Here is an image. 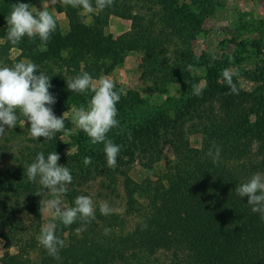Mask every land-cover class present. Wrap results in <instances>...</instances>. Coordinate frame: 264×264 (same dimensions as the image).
<instances>
[{"label":"trees","instance_id":"obj_1","mask_svg":"<svg viewBox=\"0 0 264 264\" xmlns=\"http://www.w3.org/2000/svg\"><path fill=\"white\" fill-rule=\"evenodd\" d=\"M37 1L20 0L30 8ZM17 2L0 0V64L30 61L37 65V74L43 71L50 76L49 91L56 97L50 107L57 117L71 100L87 104L92 96L68 90L67 79L85 71L98 79L132 50L142 52L141 77L151 81L155 90L164 91L166 84L181 81L187 92L172 112L158 109L139 119L128 113L117 118L118 127L107 133L121 146L115 168L107 166L104 145L92 144L86 133H77L75 148L67 152L63 132L51 140L34 139L29 122L20 116L17 125L0 137V237L6 249L0 264H264V220L252 212L247 196L235 192L253 174L264 175V116L255 114L259 108L264 111V98L241 89L236 81L239 94L227 95L225 82L216 81L220 70L215 66L207 67L208 84L202 95L193 94L198 80L188 70L196 61L190 39L201 22L188 4L114 0L112 7L101 11L92 0V21L86 23L88 10L61 3L56 10L67 18L65 31L56 21L46 45L38 36H25L13 45L7 39L6 18ZM111 16L129 20V32L105 37L103 28ZM15 48L19 52L12 58ZM115 85L117 91H124ZM146 102L126 91L116 105L118 115ZM193 133L201 136L199 147L190 144ZM213 142L220 148L216 163L207 155ZM167 147L172 156L158 169L155 166ZM54 151L60 156L58 163L73 176L67 193L59 196L70 207L94 186L97 197L107 203L124 200L122 212L112 209L110 215H102L97 206L90 223L77 220L59 226L56 235L64 240L59 259L37 240L40 203L42 209L54 197L39 178L29 182L24 167L34 162L37 153L47 156ZM85 156L92 158L87 166ZM135 165L148 173L141 181L129 174ZM130 219L132 227L127 229ZM105 228L110 234H104ZM13 246L17 250L10 253Z\"/></svg>","mask_w":264,"mask_h":264},{"label":"clouds","instance_id":"obj_2","mask_svg":"<svg viewBox=\"0 0 264 264\" xmlns=\"http://www.w3.org/2000/svg\"><path fill=\"white\" fill-rule=\"evenodd\" d=\"M64 5L73 8L93 10L92 0H61ZM114 0H95V8L103 11L110 8ZM8 41L16 45L27 36L34 39L37 36L43 44H47L51 34L56 30V20L46 9L33 12L28 3L18 0L11 5V11L6 18ZM35 63L19 61L12 66L0 64V137L6 130L13 129L23 116L30 124V135L34 139L43 137L46 140L54 138L56 133L64 132L66 116L57 117L51 105L56 103V97L50 93L52 87L50 76L39 71ZM191 71V66H188ZM236 74L229 69L222 71V77L228 86L227 95L239 94V89L233 80ZM67 89L76 93L91 92L92 96L87 107L81 105L73 109L71 122L87 134L92 144H103L107 166L115 168L117 156L121 146L107 138V133L119 125L117 103L121 99L123 89L116 90L115 83L104 77L95 79L88 72H82L66 80ZM194 95H202V89L196 88ZM49 105V106H46ZM131 138V137H129ZM207 155L216 163L219 159L220 148L213 142ZM59 154L54 151L47 156L43 152L37 153L34 162L24 166L29 182H37L48 189L54 198L44 202L43 207L54 211L55 219L64 226H70L77 220L90 223L95 219L93 201L89 196L80 195L75 198L74 207H61L59 196L66 194L68 185L73 181L71 170L59 164ZM85 166L92 163L90 156L83 158ZM236 195L248 197L247 203L251 205L253 213H258L264 220V175L253 174L246 182L235 188ZM39 195L38 193H36ZM40 203V211H41ZM102 215H110L112 209L107 202L99 206ZM110 229L105 228L104 234H110ZM38 243L47 253L59 259V251L64 247V240L56 235L55 223L41 229L37 237Z\"/></svg>","mask_w":264,"mask_h":264},{"label":"rangeland","instance_id":"obj_3","mask_svg":"<svg viewBox=\"0 0 264 264\" xmlns=\"http://www.w3.org/2000/svg\"><path fill=\"white\" fill-rule=\"evenodd\" d=\"M186 2L190 10L200 20V30L193 29V38L190 39L191 49L196 56V61L191 66L190 74L192 79H197L193 86L203 89L207 87V67L215 66L219 69V76L216 81L222 83V71L229 69L236 75L233 80L239 87L246 91H256L264 98V0H173V4L179 6ZM61 0H39L30 8L33 12L46 8L56 19L59 27L63 31L68 28L67 18L63 13L56 10V5H61ZM90 12H85V22L90 23L92 17ZM143 12V11H142ZM130 30V21L116 16H111L108 24L103 28L104 35L116 38ZM19 52L18 49L11 50L13 58ZM142 52L138 50L127 51L122 57L121 62L115 65L109 72L99 76L112 80L115 84L123 86L124 91L137 93L147 102L145 105L136 107L135 110L127 109L126 113H119L117 118H126L128 113L131 117H138L150 114L151 111L164 109L169 112L179 107L180 102L185 97L187 90L183 88L181 81L171 82L165 85L164 91L154 89V84L141 77ZM95 80V79H94ZM88 104V103H87ZM71 100L68 108L61 114L66 116L65 131L61 135L65 143V150L72 151L75 148L74 136L77 133L83 134L75 124L71 122L73 109H78L81 105ZM257 116H264L263 108H259L255 113ZM255 115V117H256ZM254 118V114H251ZM119 120V119H118ZM120 121V120H119ZM111 132V130H110ZM190 144L199 147L201 136L198 133L189 135ZM171 149L167 147L164 151L163 159L155 166L162 169L166 159L171 158ZM135 181H141L148 173L139 165H135L129 172ZM88 196L93 201L95 207L107 202L97 197L96 187L88 191ZM61 207H70L68 203L59 198ZM124 200H116L115 203H108L111 209L122 212ZM44 204V203H43ZM133 220L126 223V228L132 227ZM55 223L56 229L64 226L55 219L54 211L42 205V224L41 229L49 224ZM16 247L9 248L10 253L16 252ZM3 240L0 237V256L5 253ZM37 255L32 253L31 258L36 261Z\"/></svg>","mask_w":264,"mask_h":264}]
</instances>
